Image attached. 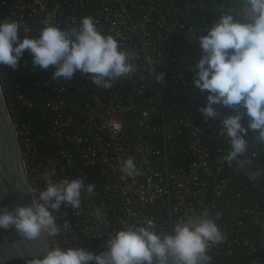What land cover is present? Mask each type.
Here are the masks:
<instances>
[{"label":"built area","instance_id":"2783aa9c","mask_svg":"<svg viewBox=\"0 0 264 264\" xmlns=\"http://www.w3.org/2000/svg\"><path fill=\"white\" fill-rule=\"evenodd\" d=\"M199 13L194 0H0V21H21L34 38L45 20L70 30L92 17L98 30L135 53L136 71L109 89L80 71L71 80L54 79L55 67L33 65L27 51L15 69L0 64L6 98L16 96L14 104L37 110L47 122L37 134L33 125H16L36 197L52 169L54 181L82 178L85 185H95L92 195L82 193L79 209L62 206L54 213L59 225L68 221L70 227L57 236L47 234L51 248L100 254L110 235L129 225L174 234L181 218L207 211L214 219L220 214L216 222L225 237L207 250L210 264L260 252L250 229L264 225V212L242 204L241 173L226 162L231 146L220 131L222 120L236 110L215 105V119L200 111L209 93L194 86L195 66L203 55L199 37L222 15ZM25 59L40 73L24 89L15 76ZM159 73L164 82L156 79ZM248 119L243 116L245 127ZM258 135L251 129L245 135L249 148L243 155L254 160L264 155ZM129 158L138 169L135 176L121 171ZM232 214L242 218L224 221Z\"/></svg>","mask_w":264,"mask_h":264},{"label":"clouds","instance_id":"9594fccd","mask_svg":"<svg viewBox=\"0 0 264 264\" xmlns=\"http://www.w3.org/2000/svg\"><path fill=\"white\" fill-rule=\"evenodd\" d=\"M241 7L250 22L237 21L235 10L228 8L207 34L199 37L203 55L194 70V86L209 93L206 106L200 109L205 117L215 119L219 115L215 105L236 110L221 122V134H226L231 146L225 157L229 164L248 150L245 135L250 129L258 130V139L264 141V0H242ZM42 24L39 37L34 38L21 21H0V64L15 69L27 51L33 65L55 67L54 79L71 80L80 71L104 89L136 71L135 53L98 30L92 17L82 18L79 26L70 30L49 20ZM156 79L164 82V74H157ZM244 115L249 118L247 127L242 124ZM121 171L126 176L138 174L131 158L121 165ZM55 175V169L45 173L46 186L31 204L0 211V229L14 226L29 239L38 238L42 232L57 236L68 229V221L59 225L54 213L62 206L79 209L82 193L92 195L95 185H85L82 178L54 181ZM96 215L100 218L99 209ZM219 216L217 213L214 219L207 211L202 215L192 213L174 224V234L129 225L110 235L107 250L100 254L84 248L55 247L43 259L34 258L28 264H210L207 250L225 238L216 222Z\"/></svg>","mask_w":264,"mask_h":264},{"label":"water","instance_id":"95a60500","mask_svg":"<svg viewBox=\"0 0 264 264\" xmlns=\"http://www.w3.org/2000/svg\"><path fill=\"white\" fill-rule=\"evenodd\" d=\"M28 189L34 187L0 78V211L31 204L36 194ZM49 249L46 232L29 239L14 226L0 229V264H28L34 258L43 259Z\"/></svg>","mask_w":264,"mask_h":264},{"label":"trees","instance_id":"16d2710c","mask_svg":"<svg viewBox=\"0 0 264 264\" xmlns=\"http://www.w3.org/2000/svg\"><path fill=\"white\" fill-rule=\"evenodd\" d=\"M196 4H198L203 13H199L200 16L208 15V16H221L223 15L228 8L235 9L237 5L241 3L240 0H194ZM224 7L225 11L220 12L219 10ZM238 17V16H237ZM241 18V17H238ZM243 19V18H241ZM246 22L248 20L243 19ZM248 23V22H247ZM200 23L198 22L197 25ZM203 53H201L202 55ZM40 71L32 67L28 61L25 59L21 62V66L18 74L15 76L18 83L23 85V88H28L29 83L32 79H36ZM35 95L46 96L48 93L33 91ZM14 101H16V96L13 97ZM13 98L7 97L8 104L10 106L11 114L13 119L18 127H21L24 124L33 125L35 127L34 133L37 134L41 132L47 125L46 120H44L43 116L37 111L32 110L29 111L27 108L17 104L13 101ZM264 158V155L260 156L257 160H261ZM254 160V159H253ZM236 161H233L231 164V169H236ZM240 171V170H239ZM241 173V172H240ZM238 187L241 189L243 193L242 204L245 207H250L253 210L263 211L264 212V201L262 195L256 190L250 183L240 174V179L238 180ZM242 218V216H238V214H232L224 221H235ZM251 235L253 239L257 242L259 247L261 248L260 239L262 234V227H254L250 229ZM262 249V248H261ZM263 257V252L260 250L253 257L243 256L241 259H231V260H223V264H248L249 262L259 260ZM222 264V263H221Z\"/></svg>","mask_w":264,"mask_h":264},{"label":"crops","instance_id":"0c3cea01","mask_svg":"<svg viewBox=\"0 0 264 264\" xmlns=\"http://www.w3.org/2000/svg\"><path fill=\"white\" fill-rule=\"evenodd\" d=\"M242 3V0H240ZM241 3L237 5V7L234 9L235 16L241 17L243 19L248 20L247 22H250L249 18H246L244 16V10L241 7ZM220 12L225 11V8L222 7ZM237 168L240 170L242 177H244L249 183L259 191V193L263 197L264 201V158L261 160H253L247 157L246 155H242L241 159L239 162L236 164ZM260 244H261V250L263 252V257L259 260L252 261L255 264H264V225L262 226V234H261V239H260ZM249 262L248 264H250Z\"/></svg>","mask_w":264,"mask_h":264},{"label":"rangeland","instance_id":"374dc122","mask_svg":"<svg viewBox=\"0 0 264 264\" xmlns=\"http://www.w3.org/2000/svg\"><path fill=\"white\" fill-rule=\"evenodd\" d=\"M256 262V261H255ZM250 264H255L254 262H251Z\"/></svg>","mask_w":264,"mask_h":264}]
</instances>
